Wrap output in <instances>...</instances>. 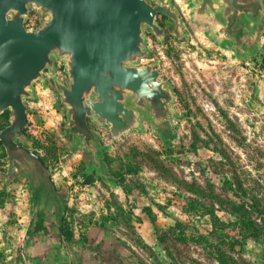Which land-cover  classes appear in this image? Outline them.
<instances>
[{
	"label": "rangeland",
	"instance_id": "1",
	"mask_svg": "<svg viewBox=\"0 0 264 264\" xmlns=\"http://www.w3.org/2000/svg\"><path fill=\"white\" fill-rule=\"evenodd\" d=\"M173 2L183 21L181 37L167 34L159 43L147 31L152 55L139 63L156 60L161 78L173 88L181 115L173 119L176 138L167 145L147 118L142 132L118 140L107 128H96L107 177H97L93 167L84 171L94 174L93 181L85 182L82 171L89 155L64 132L65 106L46 72L47 86L37 81L36 97L25 100L27 126L17 141L43 159L61 196L58 204L33 199L28 178L20 174L9 183L0 180V264H155L157 254L164 264H218L191 241L168 239L171 260L155 245L147 209L159 227L180 222L187 237L198 232L219 237L208 216L184 213L183 198L197 199L186 187L203 191L197 202L206 207L212 206L207 195L244 203L254 197L260 213L254 209L252 215L264 225V34L259 48L249 35L235 55L190 20L186 0ZM35 17L32 10L25 20L28 28ZM166 20L158 16L159 23ZM62 67L56 63L55 74L66 81ZM7 122L0 116V126ZM3 155L0 147V169L5 170ZM42 206L41 227L36 215ZM213 207L221 220L234 219ZM60 224L67 227L68 239ZM263 239L247 240L240 252H230L237 264H264Z\"/></svg>",
	"mask_w": 264,
	"mask_h": 264
},
{
	"label": "water",
	"instance_id": "2",
	"mask_svg": "<svg viewBox=\"0 0 264 264\" xmlns=\"http://www.w3.org/2000/svg\"><path fill=\"white\" fill-rule=\"evenodd\" d=\"M190 20L206 27L219 47L238 54L247 37L259 48L264 34V0H186ZM32 10L42 17L26 28ZM167 18L159 23L158 16ZM182 19L173 0H0V114L9 111L0 129L6 169L0 180L26 176L29 187L44 188L58 204L61 196L43 159L17 141L27 126L26 99L34 85L47 86L46 72L65 106L64 132L89 155L87 172L95 167L107 177L103 145L96 128H107L112 140L142 132L144 119L167 145L176 138L175 95L150 58L146 33L163 43L167 34L180 38ZM63 64V81L55 74Z\"/></svg>",
	"mask_w": 264,
	"mask_h": 264
},
{
	"label": "trees",
	"instance_id": "3",
	"mask_svg": "<svg viewBox=\"0 0 264 264\" xmlns=\"http://www.w3.org/2000/svg\"><path fill=\"white\" fill-rule=\"evenodd\" d=\"M9 114V111L6 110L0 114V116L5 117L8 121ZM4 126H0V129ZM0 147L4 152V148L1 143ZM4 156L5 152L3 157ZM104 158L105 154L103 156V159ZM85 170L86 166L84 165L82 176L84 177L85 182L88 183L93 181L94 174L86 173L84 172ZM118 184L123 186V180L118 181ZM226 184L229 185V182L226 181ZM231 186L232 184L229 185L230 188H232ZM186 188V192L194 195L197 197V199H192V197L189 196H185L183 198L184 213L188 214L191 212H197L199 215L208 216L211 227L217 228L216 234H218L219 237H209V234H202L199 232L193 237H187L184 231L185 225L180 222H176L173 226L166 228L159 227L155 224V216L151 213L150 209H147L148 216L150 217V221L152 223V232L155 237V245L163 252V254L165 253L167 255L169 260L173 258L167 247V240L170 238L180 243L191 241L196 245H199L204 250H207V254L213 257L218 264H237L236 259L233 257V255H231L230 252L238 253L242 250L247 240H259L261 237H264V225L257 223L255 221L256 218L252 215L255 211L260 213V209L256 208L258 203L254 197H252L253 199L251 200L250 197L248 198L249 202L251 203H244V201L236 202L229 199L223 200L213 195H207L209 200H212V206L210 205L209 207H206L197 202L198 198L200 199L203 196V191H201L199 188ZM238 188L241 189L240 186ZM245 193L246 192L242 190V196H245ZM213 204L221 208L222 211L232 215L234 219L227 222L221 220L217 215H215L216 210L214 209ZM42 219L43 217L41 215H37L39 226H41L39 221H42ZM59 231L67 239L69 238L70 233L65 225L60 224ZM232 231H236V234L232 235L230 233ZM261 242L264 245V239ZM144 247L148 248L146 245H144ZM262 259L264 260V248L262 250ZM152 260L155 264H164L162 257L158 254L155 256L153 255Z\"/></svg>",
	"mask_w": 264,
	"mask_h": 264
},
{
	"label": "flooded vegetation",
	"instance_id": "4",
	"mask_svg": "<svg viewBox=\"0 0 264 264\" xmlns=\"http://www.w3.org/2000/svg\"><path fill=\"white\" fill-rule=\"evenodd\" d=\"M164 17V16H163ZM167 19V18H166ZM65 75V74H64ZM24 133V132H23ZM32 192H31V195L33 196V199L34 198H37V199H41V198H45V200L47 199H53L52 197H48L47 196V193L46 191L44 190V188H41V187H38V188H32ZM36 200V199H35ZM38 215H41L43 216V206L41 208L38 209V212H37ZM37 216V215H36Z\"/></svg>",
	"mask_w": 264,
	"mask_h": 264
},
{
	"label": "built area",
	"instance_id": "5",
	"mask_svg": "<svg viewBox=\"0 0 264 264\" xmlns=\"http://www.w3.org/2000/svg\"><path fill=\"white\" fill-rule=\"evenodd\" d=\"M38 16H39V19H38V17H35L31 27L38 25L40 23V21L42 20V18L39 14H38ZM25 26H26V24H25ZM26 28H28V27L26 26ZM56 63H57V66H61V64H62V62L60 60H57Z\"/></svg>",
	"mask_w": 264,
	"mask_h": 264
}]
</instances>
